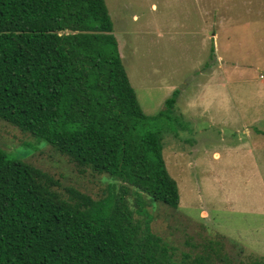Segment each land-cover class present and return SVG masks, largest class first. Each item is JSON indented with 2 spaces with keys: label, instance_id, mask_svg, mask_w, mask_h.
<instances>
[{
  "label": "trees",
  "instance_id": "obj_1",
  "mask_svg": "<svg viewBox=\"0 0 264 264\" xmlns=\"http://www.w3.org/2000/svg\"><path fill=\"white\" fill-rule=\"evenodd\" d=\"M149 119L104 0H0V121L107 186L94 199L0 148V264H264L212 241L177 260L151 232L146 207L180 197Z\"/></svg>",
  "mask_w": 264,
  "mask_h": 264
},
{
  "label": "rangeland",
  "instance_id": "obj_2",
  "mask_svg": "<svg viewBox=\"0 0 264 264\" xmlns=\"http://www.w3.org/2000/svg\"><path fill=\"white\" fill-rule=\"evenodd\" d=\"M104 1L179 190L176 210L146 207L151 232L177 260L212 241L228 257L264 261V0ZM0 148L65 187L94 199L107 194L98 176L3 121Z\"/></svg>",
  "mask_w": 264,
  "mask_h": 264
},
{
  "label": "crops",
  "instance_id": "obj_3",
  "mask_svg": "<svg viewBox=\"0 0 264 264\" xmlns=\"http://www.w3.org/2000/svg\"><path fill=\"white\" fill-rule=\"evenodd\" d=\"M215 156H217V154H215Z\"/></svg>",
  "mask_w": 264,
  "mask_h": 264
}]
</instances>
